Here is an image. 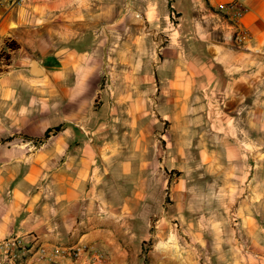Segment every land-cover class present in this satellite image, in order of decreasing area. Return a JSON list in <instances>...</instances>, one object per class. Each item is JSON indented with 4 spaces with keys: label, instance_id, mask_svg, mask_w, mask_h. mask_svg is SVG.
Returning <instances> with one entry per match:
<instances>
[{
    "label": "crops",
    "instance_id": "0c3cea01",
    "mask_svg": "<svg viewBox=\"0 0 264 264\" xmlns=\"http://www.w3.org/2000/svg\"><path fill=\"white\" fill-rule=\"evenodd\" d=\"M14 1L0 0V51L9 41L19 46L0 73V241L19 236L30 246L36 236L52 253L62 249L66 255L87 245L108 254L103 264H136L137 249L131 246L138 244V234L132 210L99 212L100 191L107 182L115 189L130 167L121 159L122 151L114 148L121 130L115 129L118 119L95 117L91 100L99 94L101 73L111 63L119 67L113 73H129L131 80L136 73H155L153 62L142 60L138 71L136 50L144 40L138 32L165 29V5L161 0L157 6L154 0ZM197 1H203L204 11L228 14L233 31H245L250 45L263 52L254 72L245 55L246 63L235 66L237 55L230 50L224 57L232 59L224 68L202 65L195 58L173 73H209L213 81L204 90L218 95L224 108L216 104L224 113L213 127L228 149L236 141L243 146L244 160L236 171L245 175L241 190L248 189L241 201L242 240L216 247L211 264H264V0ZM233 5L238 11L230 9ZM139 12L143 22L137 19ZM215 46L225 53V47ZM32 61L40 75L33 74ZM221 74L227 78L224 85L218 80ZM234 129L240 135H234ZM125 133L136 134V129ZM220 151L218 156L228 157ZM136 202L126 198L123 205ZM123 217L130 219L123 223ZM56 263L84 264L68 257H58Z\"/></svg>",
    "mask_w": 264,
    "mask_h": 264
},
{
    "label": "rangeland",
    "instance_id": "374dc122",
    "mask_svg": "<svg viewBox=\"0 0 264 264\" xmlns=\"http://www.w3.org/2000/svg\"><path fill=\"white\" fill-rule=\"evenodd\" d=\"M161 1L166 10L165 29L138 32L144 40L138 43L135 57L138 71L142 60L153 62L155 73H136L131 80L129 73H113L119 67L111 63L101 73L99 94L91 100L97 111L95 117L118 119L115 129L121 130L116 133L114 148L122 151L121 159L130 167V172L123 173L120 182L114 184L115 189H109L112 183L107 182L106 189L100 191L99 212L110 214L122 209L129 214L132 210L138 234V244L131 246L132 251L137 249L136 264H193L199 260L211 264L216 247L236 245L242 240L241 201L246 199L248 189L241 190L245 175L236 171L243 159V146L236 141L228 149L213 127L216 119H223L224 110L222 99L204 90L213 81L209 73L203 77L173 72L195 58L202 65L224 68L232 59L224 57L230 50L237 55L233 58L235 66L246 63L245 58L242 60L245 55L249 57V71L254 72L263 52L249 42L238 45L232 22L226 15L204 11L200 6L203 1L192 0L185 5L184 1L174 0V10L171 0ZM157 2L154 0V6ZM143 17L137 14L139 22L144 21ZM215 44L225 47V53ZM213 56L218 57L214 60ZM7 57L11 58V50L5 47L0 51V73L9 63ZM218 80L223 85L227 82L224 74ZM126 129H136V134L125 133ZM237 133L234 129L233 134ZM220 149L228 157H223ZM126 198L137 202L132 207L124 206ZM233 209L239 219L236 227L230 221ZM129 219L123 217L122 221ZM122 228L125 230L126 225Z\"/></svg>",
    "mask_w": 264,
    "mask_h": 264
},
{
    "label": "built area",
    "instance_id": "2783aa9c",
    "mask_svg": "<svg viewBox=\"0 0 264 264\" xmlns=\"http://www.w3.org/2000/svg\"><path fill=\"white\" fill-rule=\"evenodd\" d=\"M24 0H16L13 4L21 5ZM172 9L174 10L171 0ZM235 8V9H234ZM230 9L237 10L238 7L233 5ZM224 11L225 9L222 8ZM225 13V12H224ZM226 14V13H225ZM239 12H235L233 16L237 17ZM228 17V14H226ZM234 40L238 45H244L249 41V35L242 30H236ZM230 221L234 227L239 224L237 212L233 209L230 213ZM60 249L58 252H51L45 245L40 243L38 237L34 236L30 246H28L22 237L12 236L0 241V264H58V257L72 258L76 262L87 264H103L107 259V253H103L91 249L87 245H79L67 251Z\"/></svg>",
    "mask_w": 264,
    "mask_h": 264
},
{
    "label": "trees",
    "instance_id": "16d2710c",
    "mask_svg": "<svg viewBox=\"0 0 264 264\" xmlns=\"http://www.w3.org/2000/svg\"><path fill=\"white\" fill-rule=\"evenodd\" d=\"M6 48L8 49V50H11V51H15V50H17L18 48H19V46H18V44L16 43V42H7L6 43ZM10 58L9 57H7V60H9ZM6 65L7 64H9L8 63V61L5 63ZM0 72H1V70H0Z\"/></svg>",
    "mask_w": 264,
    "mask_h": 264
},
{
    "label": "water",
    "instance_id": "95a60500",
    "mask_svg": "<svg viewBox=\"0 0 264 264\" xmlns=\"http://www.w3.org/2000/svg\"><path fill=\"white\" fill-rule=\"evenodd\" d=\"M30 68L31 70L33 71V74L34 75H40V71L37 69V66H36V63L35 61H32L31 64H30Z\"/></svg>",
    "mask_w": 264,
    "mask_h": 264
}]
</instances>
